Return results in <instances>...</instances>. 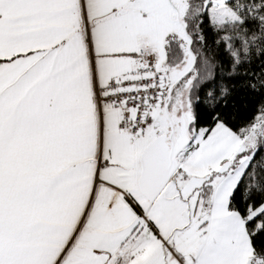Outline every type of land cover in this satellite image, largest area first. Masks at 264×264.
Wrapping results in <instances>:
<instances>
[{
    "label": "snow or ice",
    "instance_id": "1",
    "mask_svg": "<svg viewBox=\"0 0 264 264\" xmlns=\"http://www.w3.org/2000/svg\"><path fill=\"white\" fill-rule=\"evenodd\" d=\"M0 264H264V0H0Z\"/></svg>",
    "mask_w": 264,
    "mask_h": 264
}]
</instances>
